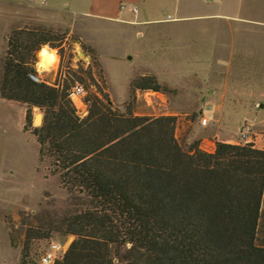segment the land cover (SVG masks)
Masks as SVG:
<instances>
[{
  "label": "trees",
  "instance_id": "obj_1",
  "mask_svg": "<svg viewBox=\"0 0 264 264\" xmlns=\"http://www.w3.org/2000/svg\"><path fill=\"white\" fill-rule=\"evenodd\" d=\"M57 40L45 26L14 29L3 58L0 96L27 105L25 129L68 194L64 211L37 215L19 264H40L30 243L54 231L74 235L54 264H264V147L186 149L176 115H137L132 101L121 111L103 89L85 98L81 116L67 81L30 77L36 53ZM130 86L132 94L166 89L153 73ZM36 106L44 120L31 127Z\"/></svg>",
  "mask_w": 264,
  "mask_h": 264
},
{
  "label": "rangeland",
  "instance_id": "obj_2",
  "mask_svg": "<svg viewBox=\"0 0 264 264\" xmlns=\"http://www.w3.org/2000/svg\"><path fill=\"white\" fill-rule=\"evenodd\" d=\"M206 3L202 6L215 9L218 15L186 22H162L155 27L128 22L83 24L81 20L74 26L69 21L54 25L38 20L10 19L18 10L29 12V9L0 0V76L12 31L45 26L60 40L53 42L55 47L46 44L40 55L36 53L38 64L36 61L35 66L48 70L56 63L58 53L57 76L53 78L50 73L42 72L43 77L55 79V84L80 83L85 88L84 98L103 89L121 111H126L127 103L132 101L137 115H176L175 134L186 149L199 145L214 152L218 141L236 144L239 140L246 144L241 140L244 133L256 147L263 148L264 111L256 100H245L231 88L234 72L235 77L239 74L253 80L264 79V0H234L226 5L219 0ZM158 4L162 5L159 10L162 16L175 15L173 5ZM141 8L144 14L148 9L147 1ZM138 30L142 32L139 36ZM233 31L239 58L234 62L236 69H227L224 57L216 61L213 56L226 54L222 50L230 46ZM217 39L223 41V47ZM47 51L51 57L43 63ZM83 52L88 55L86 59L82 57ZM75 71L81 76L74 75ZM228 71L229 83L226 82ZM149 73L155 74L166 89L157 93L150 90L152 93L147 95L138 91L132 94L131 80ZM225 92L226 109L222 115H216L213 104L216 105V98H222ZM208 104L211 109L206 108ZM8 105L5 102L0 110L1 114L10 116L0 128V218L3 215L5 220L0 237L5 240L8 235L11 244L20 247L22 252L29 227L37 225V215L45 210L64 211L68 208V194L61 187L59 175L52 172L50 160H40V145L35 135L25 129L21 106ZM80 111L81 116L87 115L88 106L87 111L84 107ZM37 114L44 115V111L36 106L32 109L31 127L41 125L34 121ZM203 114L209 118L207 126L200 123ZM71 236L73 241L74 235L54 231L48 239H33L30 243L32 257L37 261L52 240L65 241ZM0 253L1 257H7L5 242L1 244Z\"/></svg>",
  "mask_w": 264,
  "mask_h": 264
},
{
  "label": "crops",
  "instance_id": "obj_3",
  "mask_svg": "<svg viewBox=\"0 0 264 264\" xmlns=\"http://www.w3.org/2000/svg\"><path fill=\"white\" fill-rule=\"evenodd\" d=\"M9 3H15L21 5L23 9H29L27 11L18 10L10 19L19 20V21H41L47 24L61 25L65 21H69L72 25H76L78 20H81L82 23L89 22H128L140 25L141 23L150 24L152 27L157 26L159 23L174 21L186 22L197 20L200 17L204 16H214L218 15L215 9L204 8L202 5L207 4L209 0H6ZM148 4L147 11L142 14V5L144 3ZM160 1V2H159ZM213 1V0H210ZM221 4H229L234 0H219ZM158 3H167L171 4L175 8V15L168 14L167 17L162 16L159 13L161 9V4ZM158 4V6H157ZM32 9V10H30ZM136 9V10H135ZM30 11L32 13H30ZM227 16H232L229 13H224ZM239 19H250L246 16H232ZM138 36L142 32L137 31ZM219 33L217 37H219ZM234 31L232 33V41L229 47H226V50H222L226 54L221 56H213L217 60H221L224 57L225 67L227 69L235 68L234 62L239 58L237 55V45L233 40ZM221 47H223V41L216 40ZM228 46V45H227ZM264 50V47H262ZM55 51V50H54ZM219 51V50H217ZM56 52V51H55ZM221 52V51H220ZM243 58V57H242ZM57 59V55L55 60ZM54 60V61H55ZM260 60V59H259ZM221 62V61H220ZM56 65V66H55ZM60 65V60L57 59L56 63L52 65L48 70L41 69L42 72L50 73V76L55 78L58 74V69ZM223 66V65H222ZM235 73V72H234ZM233 73V85L232 91H237L241 94V98L248 99L251 101L256 100L257 105L262 108L264 111V79L253 80L249 78H244L241 75L236 76ZM245 74V73H244ZM242 74L243 76H245ZM239 79V80H238ZM230 81V71H228L226 82ZM225 94L222 98H216V105L213 104V112L216 115H222L224 110V100ZM220 99V100H219ZM219 100V101H218ZM222 100V102H221ZM5 102L10 104L8 106H21L23 110V115L27 114V105L18 101L8 100L0 96V110L1 106H4ZM12 104V105H11ZM9 114L0 113V128L7 122ZM5 220L3 215L0 218V228H4ZM6 243V252L7 257H3L2 260L0 253V264H19L21 258V249L20 247H15L11 244V239L6 235L5 240L0 237V252L1 244ZM7 258V259H6ZM9 259V261H8Z\"/></svg>",
  "mask_w": 264,
  "mask_h": 264
},
{
  "label": "built area",
  "instance_id": "obj_4",
  "mask_svg": "<svg viewBox=\"0 0 264 264\" xmlns=\"http://www.w3.org/2000/svg\"><path fill=\"white\" fill-rule=\"evenodd\" d=\"M136 10V9H135ZM48 47V46H47ZM50 50H53V48L48 47ZM58 60H60V57L58 55V53H56ZM83 59H86L88 57V55H86L83 52L82 55ZM38 64V63H37ZM63 70V67L62 69ZM30 77L38 82H45L47 84L50 85H56L55 84V79H48L42 76V70L40 69V67L37 65V73H31ZM138 92H142L144 95H147L150 90H145V91H138ZM153 92H158V91H153ZM152 93V92H150ZM84 94H85V88L82 84L80 83H76L75 85L71 86L68 90V95L71 98V100L73 101V103L75 104L78 113H80V109L83 107L85 108V111H87V102L84 98ZM207 109H211V105L208 104L206 106ZM200 123L202 126H207L209 123V118L207 115H204L201 117ZM243 138L241 140H243L244 143H249L252 140L244 133ZM236 144H242L241 141L237 140L235 142ZM252 143V142H251ZM72 243V236L65 241H56V240H52L49 243V246L47 249H45L44 251L41 252L40 256H39V263L40 264H54L57 260H60L63 258V256L65 255V253L67 252V250L69 249L70 245Z\"/></svg>",
  "mask_w": 264,
  "mask_h": 264
},
{
  "label": "bare ground",
  "instance_id": "obj_5",
  "mask_svg": "<svg viewBox=\"0 0 264 264\" xmlns=\"http://www.w3.org/2000/svg\"><path fill=\"white\" fill-rule=\"evenodd\" d=\"M51 57V53L49 51L46 52L45 56H44V62L46 63V61H48V59ZM41 122V119H36L35 123L39 124Z\"/></svg>",
  "mask_w": 264,
  "mask_h": 264
},
{
  "label": "water",
  "instance_id": "obj_6",
  "mask_svg": "<svg viewBox=\"0 0 264 264\" xmlns=\"http://www.w3.org/2000/svg\"><path fill=\"white\" fill-rule=\"evenodd\" d=\"M39 116L41 117V122H40V124H42V123H43V120H44V115L37 114V115L35 116V118H34V121H36V119H37Z\"/></svg>",
  "mask_w": 264,
  "mask_h": 264
}]
</instances>
